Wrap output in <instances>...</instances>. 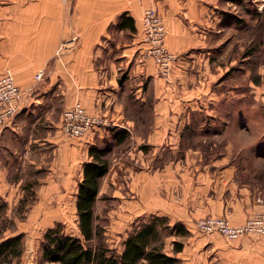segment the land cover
I'll use <instances>...</instances> for the list:
<instances>
[{
	"label": "crops",
	"instance_id": "1",
	"mask_svg": "<svg viewBox=\"0 0 264 264\" xmlns=\"http://www.w3.org/2000/svg\"><path fill=\"white\" fill-rule=\"evenodd\" d=\"M10 2L0 9V75L12 74L26 98L11 124L0 129V152L18 151L11 140L21 137L19 161L39 167L47 147L54 146L50 170L39 179L40 198L62 195L63 183L71 178L80 154L87 152L83 166L98 138L109 134L128 147L125 153L144 144L148 149L136 148L132 156L134 171L127 155L120 158L121 176L129 177L128 187L138 203V222L162 216L171 224H183L188 235L176 256L184 264H211L208 253H213L214 263L264 264V239L202 235L192 223L199 217L223 215L240 224L264 210L261 192L239 184L227 158L207 154L221 149L220 144L187 141L204 130L222 129V119L226 128L234 121L238 126L237 111L216 110L222 98L216 88L222 86L229 68L217 63L211 48L212 37L222 33L226 22V15L217 13L219 0ZM249 2L252 8L246 10V18L232 21L238 31L241 26L247 32V46L256 37L264 43V0L261 6ZM151 3L163 16L167 49L176 54L169 81L159 76L154 61L139 49L141 17ZM52 6L58 8L51 17L54 22H47V8ZM111 28L116 29L114 35ZM253 44L247 59L255 54ZM259 53L264 55V48ZM235 60L231 72L239 70ZM251 81L247 85L255 86ZM76 101L91 114L103 115L110 130L97 129L83 138L66 136L61 113ZM3 159L0 156V196L9 197L19 183L1 178Z\"/></svg>",
	"mask_w": 264,
	"mask_h": 264
},
{
	"label": "rangeland",
	"instance_id": "2",
	"mask_svg": "<svg viewBox=\"0 0 264 264\" xmlns=\"http://www.w3.org/2000/svg\"><path fill=\"white\" fill-rule=\"evenodd\" d=\"M10 1L11 0H0V9L4 7L3 5L10 4ZM73 1L74 0H72V5ZM247 1H255V3H259L260 6L262 4V0H219L217 13L221 11L220 14L226 15V22L223 23L222 33L213 36L211 40V48H215L214 53L219 61L217 63H221L223 67H229L227 71H224V73H227L222 77V86L216 88L219 89V93L222 97L219 101L220 106L216 110L224 112L227 108L229 110L230 107L233 111H237L238 126L236 127L234 121L230 127L226 128L224 120L222 119V129L212 130L214 134H212L210 129L204 130L197 136L189 137L190 139L187 141L199 143L203 140L202 142L204 143L216 142L220 144L221 149L208 151L207 154L211 156L221 155L227 158L229 162L232 163V166H234L235 180L239 184L254 188L257 192L260 191L264 199V55L259 53V48H264V43L262 38L256 37L254 44L251 42V44L247 46V32L242 30L241 26H239L240 31H238L236 25L232 23L234 17L242 16L246 18V14L248 13H246V10L252 8L249 6L252 2L247 3ZM64 6H66L65 9H69V6L66 4ZM148 7L156 8L165 25L163 16L157 9L156 4H148L143 11L139 28V45L142 44L139 46L142 53L140 54L146 58L150 56L145 53L146 44L143 40L142 27L143 15ZM56 9L58 8L54 6L47 8V22H54V18L51 17L55 15ZM255 10H257L256 7ZM255 28L259 30V27ZM165 29L167 35L166 26ZM110 31L114 35L116 29L111 28ZM239 32H242V35H240ZM117 37H120V35H117ZM236 40L238 41L236 42ZM252 44L255 46V54L251 57L249 56L247 59L245 56L248 47ZM164 46L165 49L169 51L165 44V40ZM172 54L174 58L171 62V69L176 59V54ZM150 58L154 61L159 76L169 81L172 77V71L170 75L163 76L159 71L155 59L152 57ZM235 58H238L237 66L239 70L231 72L230 66L232 62L235 64ZM39 73L42 74V72ZM251 80L255 83L253 87L247 85L248 81L250 82ZM234 81L238 83L237 87H235L236 85H225L226 82ZM234 117L235 115L233 118ZM101 119L102 122L100 126L95 128L94 131L97 129H101L102 131L104 129H106V131L110 130L111 124L106 122L103 115ZM67 135L68 134H66V136ZM69 136L70 135H68V137ZM94 136L96 137V135ZM11 142L14 149H18V151H10V149H8L7 151L4 150L0 152V156L4 158L3 162L6 163V165L2 166L4 169L1 178L18 181L19 184L15 187L16 191L9 197H5L4 195L0 196V204L1 201L7 204L0 216V240L20 234L23 242V250L20 257L14 258L9 264H58L42 259L41 245L43 242V235L48 228H52L56 224H59L60 229H62L64 233L78 237L81 236L77 220L76 193L82 176V163L88 158L87 152H82L80 154L76 166L72 168L71 178L63 183L62 195H59L58 198H40L38 190L42 188V182L39 179H43V175L50 170L49 163L52 162L55 157L54 146L50 145L47 147V153L41 158L43 161L39 160V162H42L41 166L35 167L19 161V159L23 157L19 150L22 138L12 139ZM93 145L105 149L106 158L109 162V173L100 179L99 192L94 205L95 223L99 226L98 229L101 241L105 243L108 248L112 249L114 253H119L123 248V241L128 233L133 230L137 224H142L150 218H144L145 220L143 219L139 222L138 219L135 218L138 203L136 202L133 189L131 190L128 187L129 177L121 176L123 174L121 172H124V169L121 168L123 165L120 164V158H124L125 155H127L130 160L127 161L130 162V169L134 171L135 166L132 156L135 149L142 146V150L145 152L148 148L143 144L139 147H133V149H131L132 153L128 151L125 153L128 147H126L125 144H117L109 134L95 140ZM226 145H231V147L226 148ZM125 175H127V173ZM196 220L192 222L193 227ZM161 231L165 235L166 244L164 249L167 252H171L172 238L184 241L186 237L169 236L167 235V230L162 229ZM214 233L218 237L226 240L221 234L217 232ZM252 237L264 239L258 236ZM96 242L97 239L93 244H96ZM207 256L209 259L208 261L212 262L211 264H227L224 260H218L217 263H214L213 253H208ZM176 264L184 263L179 259ZM193 264H197V262Z\"/></svg>",
	"mask_w": 264,
	"mask_h": 264
},
{
	"label": "trees",
	"instance_id": "3",
	"mask_svg": "<svg viewBox=\"0 0 264 264\" xmlns=\"http://www.w3.org/2000/svg\"><path fill=\"white\" fill-rule=\"evenodd\" d=\"M122 23H120L121 25ZM90 161L82 168L83 177L76 193V210L80 237L66 234L56 224L43 235L41 257L58 264H176L183 242L172 239L171 252L164 249L165 235L185 237L186 227L169 223L162 216H152L148 221L137 224L123 241L121 252L114 253L101 241L99 226L95 223L94 205L99 192L100 179L107 173L109 162L104 148L92 145L88 149ZM1 201L0 216L6 207ZM97 239L96 244L93 242ZM23 250L21 235L0 240V264H9L20 257Z\"/></svg>",
	"mask_w": 264,
	"mask_h": 264
},
{
	"label": "built area",
	"instance_id": "4",
	"mask_svg": "<svg viewBox=\"0 0 264 264\" xmlns=\"http://www.w3.org/2000/svg\"><path fill=\"white\" fill-rule=\"evenodd\" d=\"M142 35L146 44L145 53L155 59L163 76L170 75L174 55L165 49V25L154 7H148L144 12ZM41 77V73L36 74L38 80ZM25 98V90L16 83L11 74L0 75V129L11 124L21 110ZM101 118L91 115L79 101H76L63 111L61 129L70 136L83 138L100 126ZM194 227L200 233L217 232L229 240L246 236L264 238V210L254 213L240 224L232 223L223 215H207L197 219Z\"/></svg>",
	"mask_w": 264,
	"mask_h": 264
}]
</instances>
